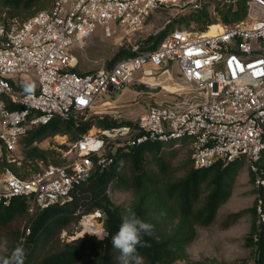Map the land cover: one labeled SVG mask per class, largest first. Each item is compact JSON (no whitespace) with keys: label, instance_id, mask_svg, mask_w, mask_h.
<instances>
[{"label":"built area","instance_id":"built-area-1","mask_svg":"<svg viewBox=\"0 0 264 264\" xmlns=\"http://www.w3.org/2000/svg\"><path fill=\"white\" fill-rule=\"evenodd\" d=\"M209 1L231 7L239 3L55 0L51 8L25 21L0 13V160H16L20 140L33 126L90 109L100 95L134 82L136 71H142L136 82L149 84L147 79L167 74L177 63L201 98L199 103L178 98L151 105L136 121L138 134L131 126L88 132L73 143L69 159L50 163L29 177L5 169L0 173V203L22 196L33 213L65 204L95 168L104 170L113 162L107 144L116 139L125 148L147 141L188 144L196 168L245 158L256 172L264 151V0H246V17L239 22L225 23L216 16L205 31L176 28L158 48L124 58L113 67L73 70L77 59L71 49L98 26L105 27L107 36L113 33L111 23L137 33L156 12L179 15ZM147 64L152 67L145 68ZM14 105L21 108H11ZM256 185H264V179H257ZM258 213L263 220L261 201ZM95 215L91 217L102 216Z\"/></svg>","mask_w":264,"mask_h":264},{"label":"trees","instance_id":"trees-1","mask_svg":"<svg viewBox=\"0 0 264 264\" xmlns=\"http://www.w3.org/2000/svg\"><path fill=\"white\" fill-rule=\"evenodd\" d=\"M55 0H2L1 9L21 21L52 7ZM0 9V10H1ZM0 13H2L0 11ZM246 0H239L236 7L207 2L197 11L186 12L174 17L165 28L150 36L139 49H122L109 62V68L120 60L137 55L142 51L160 46L168 33L176 28L205 31L216 16L225 23H235L246 17ZM152 18V17H151ZM78 72L77 69H73ZM11 108L19 109L18 105ZM73 112L68 118L54 117L47 124L33 126L20 140L23 148V164L18 166L5 157L0 160L2 171L9 169L26 178L31 164L44 162L62 164L54 149H43L39 143L56 135H68L75 142L87 134L93 126L112 129L130 125L138 134L136 123H118L109 116L86 117ZM119 139L109 140L107 154L114 158L104 170L95 168L91 176L77 184L71 199L65 204H55L40 212H31L27 198L14 197L9 203H0V242L6 237V257L18 245L26 249L24 264H118L119 252L113 248L112 236L122 223V216L131 209L137 217L153 226L150 235L142 237L146 246L137 248L143 264H173L187 259L188 246L195 240L198 227L214 223L220 207L231 193V185L245 158L224 164L216 162L207 168H196L191 160V149L187 159V171L181 177L173 176V167L166 157L168 143L147 141L130 148L118 146ZM19 148V147H18ZM128 168V176L125 169ZM251 181L264 179V151L257 163V171L251 170ZM255 205L234 215L245 212L255 216L251 231L246 238L248 246L255 249L253 264H264V219L258 213L261 201L264 214V185L256 186ZM132 189L134 200L129 206L115 203L110 195L113 189ZM100 212L104 224L103 239L85 233L70 241L61 240L60 234L77 225L85 216ZM18 220H25L23 229L14 227ZM97 229L96 221H93ZM75 231L69 230V235ZM100 232V231H96ZM95 231L93 233H96Z\"/></svg>","mask_w":264,"mask_h":264},{"label":"rangeland","instance_id":"rangeland-1","mask_svg":"<svg viewBox=\"0 0 264 264\" xmlns=\"http://www.w3.org/2000/svg\"><path fill=\"white\" fill-rule=\"evenodd\" d=\"M1 1L0 9L3 7ZM7 10L1 9L0 11L3 13ZM176 16L173 12H156L149 19L146 27L137 33H128L117 27L116 23H111L110 28L113 33L111 36H107L105 27L98 26L82 44L78 43L71 49L77 59L75 69L78 72H92L109 67V62L115 58L119 51L122 49L138 50L139 46L144 45L150 36L162 31L166 24ZM149 67L152 66L150 64L145 66V68ZM169 69L167 74L158 75L155 80L147 79L149 84L137 83L142 71H136L133 74L134 82L121 90L109 91L100 95L95 105L80 114H85L87 118L109 116L118 123L130 122L134 124L145 110L156 103L173 102L178 98L199 103L201 98L198 92L181 75L178 64L172 63ZM169 88L177 89V91L172 93L167 90ZM99 129V127L93 126L89 132L94 133ZM73 143L69 140L68 135L59 134L45 139L39 143V147L54 149L58 153L57 159L64 162L73 155ZM168 144L166 157L174 168L172 174L175 177H181L187 171L189 147L187 145L176 146L172 142ZM22 146L21 144L15 153L16 160L11 161L18 166L23 164ZM45 166L44 162L31 164L27 177ZM2 172L0 168V173ZM128 173L126 167L125 174L128 176ZM256 186L251 181L249 163L244 159L236 178L232 181L230 196L220 207L214 223L207 227H198L197 236L187 249L188 258L177 260L173 264H253L255 249L247 245L246 238L251 231L255 216L252 212H245L239 217H234V215L255 205ZM110 195L115 203L125 206H129L134 200L133 190L130 188L110 190ZM95 214L96 212L87 216L91 217ZM85 221L84 216L77 225H72L70 229L75 231L72 235H69L70 229L63 231L60 234L61 240L70 241L85 233L95 235L94 231L104 234L102 216L92 218V222L96 221L97 223V229H88L84 225ZM24 225L25 220H18L14 223V227L21 229ZM6 253V237H4L0 242V260L6 257Z\"/></svg>","mask_w":264,"mask_h":264},{"label":"clouds","instance_id":"clouds-1","mask_svg":"<svg viewBox=\"0 0 264 264\" xmlns=\"http://www.w3.org/2000/svg\"><path fill=\"white\" fill-rule=\"evenodd\" d=\"M153 226L139 219L135 212L128 209L122 216V223L118 232L112 236V245L119 252L116 257L118 264H143V257L137 253V248L146 246L142 237L152 233ZM98 238L105 237L102 233H93ZM26 249L23 244H18L8 257L0 260V264H24Z\"/></svg>","mask_w":264,"mask_h":264},{"label":"bare ground","instance_id":"bare-ground-1","mask_svg":"<svg viewBox=\"0 0 264 264\" xmlns=\"http://www.w3.org/2000/svg\"><path fill=\"white\" fill-rule=\"evenodd\" d=\"M214 31H215V27H212V29L210 30V32L212 33V32H214ZM163 89H164V88H163ZM167 90H169V91L172 92V93H175V92L177 91V89H170V88L167 89ZM84 225H85L88 229H95L91 217H88V218L86 219Z\"/></svg>","mask_w":264,"mask_h":264}]
</instances>
